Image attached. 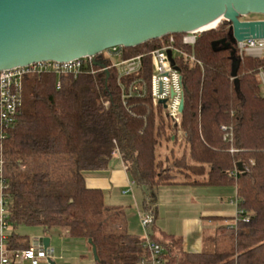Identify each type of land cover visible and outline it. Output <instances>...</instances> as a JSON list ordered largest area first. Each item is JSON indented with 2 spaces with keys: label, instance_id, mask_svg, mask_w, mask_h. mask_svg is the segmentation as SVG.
<instances>
[{
  "label": "trees",
  "instance_id": "16d2710c",
  "mask_svg": "<svg viewBox=\"0 0 264 264\" xmlns=\"http://www.w3.org/2000/svg\"><path fill=\"white\" fill-rule=\"evenodd\" d=\"M173 36L177 47L197 59L172 58L183 75L179 122L154 103L149 88L124 99L117 73L105 74L98 66L25 80L21 112L0 139L8 248L32 246L18 231L21 225L46 232L68 228L70 236L96 245L99 259L91 264H151L144 238L116 228L121 212L107 205L104 190L86 182L87 171L110 168L120 159L143 191V210L154 214L151 238L163 246L164 264H264V56L240 54L225 19L202 31L194 46L183 43V33ZM170 37L124 47V57L145 58L141 72L122 81L143 78L149 86L150 53ZM40 158L58 159L57 168L38 169L34 162ZM178 184L234 186L242 211L233 218L236 230L227 229L233 220L219 227L199 251L185 249L176 234H155L158 190Z\"/></svg>",
  "mask_w": 264,
  "mask_h": 264
},
{
  "label": "water",
  "instance_id": "95a60500",
  "mask_svg": "<svg viewBox=\"0 0 264 264\" xmlns=\"http://www.w3.org/2000/svg\"><path fill=\"white\" fill-rule=\"evenodd\" d=\"M250 13L264 14V0H0V71L136 47L222 19L231 23L236 41L264 37V19H241ZM184 106L183 99L181 111ZM42 241L47 250L51 238ZM88 242L98 260L96 245Z\"/></svg>",
  "mask_w": 264,
  "mask_h": 264
},
{
  "label": "built area",
  "instance_id": "2783aa9c",
  "mask_svg": "<svg viewBox=\"0 0 264 264\" xmlns=\"http://www.w3.org/2000/svg\"><path fill=\"white\" fill-rule=\"evenodd\" d=\"M205 31V30H203ZM202 30H193L183 33V43L194 46L198 35ZM240 54L252 57L264 56V37L245 38L237 41ZM171 51V55L169 54ZM124 46L118 45L110 47L96 56H84L69 61L45 60L31 63L25 66H17L0 71V139L7 138L9 129L16 122L23 105V88L25 80L32 74H42L54 72L58 75L79 74L86 70V66H98L99 70L105 74L116 72L118 82L123 91L124 99L147 93L151 91L154 103L161 104L167 115L175 122L180 121L182 111L180 110L181 101L184 99L183 75L180 69L174 64L173 56H183L192 61L197 60L194 53H187L175 45V39L171 34L170 42L151 51L152 71L148 83L143 78L132 79L129 85L123 81V77H131L141 72L144 66V54L133 57H124ZM201 63L200 61H198ZM94 72V68H89ZM264 84V73H260ZM60 85V83L58 84ZM165 100V103H160ZM226 129V127H224ZM4 156L2 147L0 152V264H15L26 260H36L50 254V247L45 250L41 245L32 244L28 249H10L7 246L8 230L10 229L9 211L6 195V178L4 167ZM232 203L238 205V198ZM242 212L237 208V214ZM141 222L147 230L144 244L151 253V264H164L161 254L164 248L161 244L151 238L154 214L151 211L141 212ZM237 219L228 223L229 233L236 230ZM49 259L50 257L47 256ZM145 260L143 261V263Z\"/></svg>",
  "mask_w": 264,
  "mask_h": 264
},
{
  "label": "rangeland",
  "instance_id": "374dc122",
  "mask_svg": "<svg viewBox=\"0 0 264 264\" xmlns=\"http://www.w3.org/2000/svg\"><path fill=\"white\" fill-rule=\"evenodd\" d=\"M242 20H258L264 19V14L250 13L246 16L241 17ZM58 159H49L45 160L40 158L37 162H34V166L38 169L53 170L57 168ZM133 188V189H132ZM132 188H129L128 195L115 198L106 197L108 204H120L125 198L127 201H124L125 208L127 210L128 220L132 222L133 231L136 232V235H139L142 238H145L147 235V230L141 222V201L142 194L138 186L135 184L132 185ZM188 188V187H187ZM232 192V198L237 199L235 189L229 188ZM169 196H163L161 200L160 212L162 213L160 217L168 215V219L173 218L172 226H167L169 229H173L177 233H183L188 241V249L199 250L203 249V246L197 247V239L195 235L200 230L201 226H204L203 230V239L210 237L214 234L215 229L208 225L207 222H203L200 217V213L197 210V206L194 204L193 200H197L198 194H193L190 189L187 191H180L182 189H168ZM186 190V189H184ZM216 188L210 187L208 191L202 192L203 195H200V198L204 196V199L214 198V193L217 192ZM185 192V193H184ZM164 199V200H163ZM209 199L208 201H211ZM165 201V202H164ZM174 204H177L175 206ZM167 219V222H169ZM166 222V221H165ZM166 222V223H167ZM10 231V229H9ZM18 231L22 234L27 235L31 242L35 244V237L43 238L49 236L51 238V248L53 252L44 257H38L37 262L29 261L24 264H50L47 256L54 260L57 264H91L96 259L92 251H88L87 241L84 238L72 237L64 233L63 228H53L50 231L46 232L43 226H29L21 225ZM196 232V233H195ZM199 244V243H198ZM23 264V263H15Z\"/></svg>",
  "mask_w": 264,
  "mask_h": 264
},
{
  "label": "crops",
  "instance_id": "0c3cea01",
  "mask_svg": "<svg viewBox=\"0 0 264 264\" xmlns=\"http://www.w3.org/2000/svg\"><path fill=\"white\" fill-rule=\"evenodd\" d=\"M86 177V182L89 187L93 188H101L104 190L106 197L109 196V198H115L116 196L123 197L128 195L129 188H132V185L135 184L131 178L128 175V172L125 168L124 163L122 160L118 159V163L115 166H111L110 168L104 169V170H96V171H87L85 173ZM136 185V184H135ZM188 187V188H187ZM210 187L216 188L217 192L214 193V198H205L204 196L200 198V195H203L202 192L208 191ZM182 189L180 191H187V189H190V191L193 194H198L197 200H193L194 204L197 206V210L200 213V217L203 220V222H207L208 225L212 226L215 231L221 226H226L228 222L232 221L233 218L237 214V207L236 204L232 203L234 200L232 198V192L229 188L235 189V193L237 194L236 188L234 186H198V185H187V184H178V185H170V186H164L161 187L158 190V197H157V202L155 204L156 206V221H155V228L153 229V232L155 234H160L161 232L165 233H171V234H176L178 236H181L184 241V247L187 250L190 251H199L202 249H188V241L187 238L183 233H177L173 229H169L167 226H172L173 224V218L168 219V215H164V217H160L162 214L160 212V206H161V200L162 197L166 195L165 198H167V194H169L168 189ZM133 189V188H132ZM140 189V188H139ZM186 189V190H184ZM141 194H142V201H141V208L143 207V199H144V194L142 189H140ZM185 193V192H184ZM237 196V195H236ZM209 199H212L211 201H208ZM164 200V199H163ZM124 201H127L125 198L123 201L120 202V204H108L110 207L114 208L115 210L118 209L121 212L120 219L119 221L115 224V227L118 229H124L129 231L130 233L136 234L135 231H133L132 228V222L128 220L127 216V210L124 205ZM165 202V201H164ZM177 206V204H174ZM143 211V208L141 209V212ZM167 219L169 222H167ZM167 223H166V222ZM64 233L69 235V229L68 228H63ZM203 230L204 226L202 225L200 230L195 235V239H197V247L198 246H203V248L206 245L207 238L203 239ZM213 234V235H214ZM212 236V235H211ZM43 243L42 238L35 237V245H41ZM52 243V242H51ZM51 243H50V253H52L54 250L51 248ZM199 243V244H198ZM88 245V251H92V248L90 247L89 242L87 241ZM31 260H26L20 263H27ZM34 263L37 262L36 260H32ZM54 261V260H53Z\"/></svg>",
  "mask_w": 264,
  "mask_h": 264
},
{
  "label": "bare ground",
  "instance_id": "6f19581e",
  "mask_svg": "<svg viewBox=\"0 0 264 264\" xmlns=\"http://www.w3.org/2000/svg\"><path fill=\"white\" fill-rule=\"evenodd\" d=\"M217 23H218V21H214V22L200 28L199 30H208V29L214 28V26H216Z\"/></svg>",
  "mask_w": 264,
  "mask_h": 264
}]
</instances>
